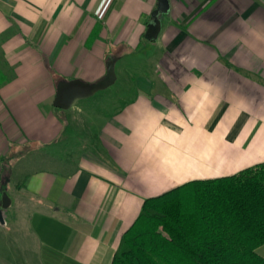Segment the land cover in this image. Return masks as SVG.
I'll use <instances>...</instances> for the list:
<instances>
[{
  "label": "crops",
  "instance_id": "0c3cea01",
  "mask_svg": "<svg viewBox=\"0 0 264 264\" xmlns=\"http://www.w3.org/2000/svg\"><path fill=\"white\" fill-rule=\"evenodd\" d=\"M168 3L150 42L157 0H0V154L7 132L64 143L47 155L61 169L20 185L0 264H111L144 199L264 163V0ZM144 45L153 63L133 96L68 148L76 118L53 108L56 85L97 83Z\"/></svg>",
  "mask_w": 264,
  "mask_h": 264
},
{
  "label": "trees",
  "instance_id": "16d2710c",
  "mask_svg": "<svg viewBox=\"0 0 264 264\" xmlns=\"http://www.w3.org/2000/svg\"><path fill=\"white\" fill-rule=\"evenodd\" d=\"M262 245L264 163L144 199L111 264H264Z\"/></svg>",
  "mask_w": 264,
  "mask_h": 264
},
{
  "label": "rangeland",
  "instance_id": "374dc122",
  "mask_svg": "<svg viewBox=\"0 0 264 264\" xmlns=\"http://www.w3.org/2000/svg\"><path fill=\"white\" fill-rule=\"evenodd\" d=\"M150 48H152L150 45H144L133 56L126 57L114 65L116 83L112 87L89 99L77 102L70 109L72 111H65L69 112L67 116L73 115L76 118L72 123L74 129L72 131L74 135L71 136L73 142L70 143L72 146L69 145L68 148L85 145L86 138L90 140L95 138L102 119L115 110L120 102L133 96L134 81L151 69L154 55ZM112 58L116 59L113 56ZM69 135H71L70 131L67 136ZM4 148V153L0 154V204L2 193L6 194L11 204L2 215L4 224H0V240H14L11 226L17 218V211L24 206L21 201L23 196L20 185L26 176L38 170L61 169L48 160L47 155L51 154V151H54L55 155L61 153L64 143L58 144L55 148L45 144L34 145L30 142L26 144L17 133L12 136L7 132V143Z\"/></svg>",
  "mask_w": 264,
  "mask_h": 264
},
{
  "label": "water",
  "instance_id": "95a60500",
  "mask_svg": "<svg viewBox=\"0 0 264 264\" xmlns=\"http://www.w3.org/2000/svg\"><path fill=\"white\" fill-rule=\"evenodd\" d=\"M169 12L168 0H157L155 10L151 14V21L146 32V39L155 42L160 32L161 22ZM116 83L114 60L109 59L106 66L105 76L94 84H88L79 80L60 81L56 85L53 108L60 111L71 109L77 102L89 99L97 93L105 91ZM10 201L5 193H2L0 204V224H4L2 211L8 209Z\"/></svg>",
  "mask_w": 264,
  "mask_h": 264
}]
</instances>
